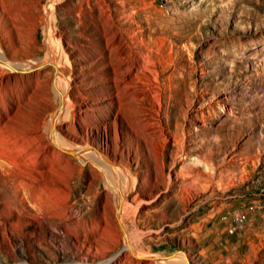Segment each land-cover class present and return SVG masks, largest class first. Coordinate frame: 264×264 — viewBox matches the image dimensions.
Returning <instances> with one entry per match:
<instances>
[{
  "label": "rangeland",
  "instance_id": "374dc122",
  "mask_svg": "<svg viewBox=\"0 0 264 264\" xmlns=\"http://www.w3.org/2000/svg\"><path fill=\"white\" fill-rule=\"evenodd\" d=\"M0 50L62 59L120 200L54 70L0 66V264H264V0H0Z\"/></svg>",
  "mask_w": 264,
  "mask_h": 264
},
{
  "label": "bare ground",
  "instance_id": "6f19581e",
  "mask_svg": "<svg viewBox=\"0 0 264 264\" xmlns=\"http://www.w3.org/2000/svg\"><path fill=\"white\" fill-rule=\"evenodd\" d=\"M61 60L62 59H59L58 58V59H55L54 61H51L50 62V58H49V62H46V60H45V62L42 61V60H39V61H37L36 64L35 63H32L31 66L30 65H22V64H14L11 61H9L6 58V56L4 55V53L1 52V50H0V66L9 67V68H13V69H18L19 70V69H30L33 66L43 67V65H44L45 67H49V68H52L54 70V72H55V74L57 76V79H58V91L57 92H58V95H59V102L57 104V110L55 111L53 117L50 119V121L48 123V126H47V129H46V131L48 133V136H49V139H50V142H51V144H52V146L54 148L59 149V151L61 150V151L65 152L69 156H73V157L77 158L78 161H81L83 163H92L104 175V178H105V180L107 182V187L113 193H115L114 188L112 187L113 185H111V179H110L109 176H111L112 178L113 177H116L117 178L118 174L115 173L112 170V168H110V166L107 164L108 161L106 162L103 159V157H101L93 149H86V151H82V149H81L79 151V150H76L77 148H71L72 150H70V148H65V147H62L60 145L59 136H57V134H56L57 132H55V128L57 127L58 122L63 117L64 118L65 117H70L69 99H68V95H67L68 92L67 91H68V88H69V85H70V80H71L69 78L68 73L65 72L66 70L63 69V65H62ZM31 62L28 61L27 63H31ZM33 64H35V65H33ZM73 149H75L76 151L73 150ZM83 150H85V149H83ZM113 183H114V181H113ZM117 186L118 185H116V187ZM120 187L122 188V186H120ZM120 190H122V189H120ZM116 198H117V194H116ZM118 199H119V195H118V198H117V203L120 202V200H118ZM122 233H124L123 230H122ZM124 239H125V249H127L130 252H133L132 249H131V247H130V245H129V243H128L127 238L124 237ZM174 254L166 255L165 258H173V260L175 258V260H176V258L183 259V257H184L183 254H176V255H174ZM134 255H136V254H134ZM138 256L140 257V255H138ZM141 257H149L150 258V256H141ZM185 264H186V262H185Z\"/></svg>",
  "mask_w": 264,
  "mask_h": 264
},
{
  "label": "built area",
  "instance_id": "2783aa9c",
  "mask_svg": "<svg viewBox=\"0 0 264 264\" xmlns=\"http://www.w3.org/2000/svg\"><path fill=\"white\" fill-rule=\"evenodd\" d=\"M242 222V218L239 215H234L231 225L229 226V232H232L236 229Z\"/></svg>",
  "mask_w": 264,
  "mask_h": 264
},
{
  "label": "water",
  "instance_id": "95a60500",
  "mask_svg": "<svg viewBox=\"0 0 264 264\" xmlns=\"http://www.w3.org/2000/svg\"><path fill=\"white\" fill-rule=\"evenodd\" d=\"M165 257V256H164Z\"/></svg>",
  "mask_w": 264,
  "mask_h": 264
}]
</instances>
